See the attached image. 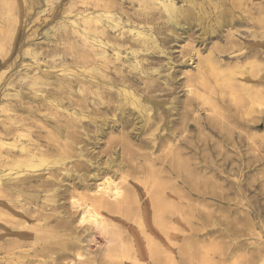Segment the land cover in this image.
Here are the masks:
<instances>
[{
  "label": "rangeland",
  "instance_id": "obj_1",
  "mask_svg": "<svg viewBox=\"0 0 264 264\" xmlns=\"http://www.w3.org/2000/svg\"><path fill=\"white\" fill-rule=\"evenodd\" d=\"M81 1L83 0H48V2L10 0L9 2L11 6L13 5V9L16 8L15 16L19 24L16 27V40L13 43H5L6 41L1 39L8 36V32L0 36V40L4 42H1L0 46L5 48L4 52L0 51V135L4 133L5 128L13 127L21 121L20 126L32 127L25 131L32 132L31 138L37 140L36 144L31 145L26 140L24 142L38 154L45 151L43 144L49 135V130L47 131L45 126L48 129L50 121L56 116H61V113L67 114L65 119L72 120L68 116L76 110L73 107L59 108L58 111L55 108L50 109L53 100H48L46 98L48 93L45 92L58 90L61 84L64 87V81L69 79H73L75 85L76 79H80L78 58L66 56V50L70 51L72 44L78 42L76 39L62 42L60 38L66 32L74 31L71 23L78 18L79 9L84 7ZM103 1L114 4L115 8L111 10L116 17L121 16L132 28H136L133 32L127 29L126 35L121 37L129 38L136 43L131 51L125 48L122 57H126L128 53L130 55L132 51L141 50L138 61L142 60V63L144 61V84L139 86L144 89L135 91L136 95L141 100L143 108L151 107L152 117L154 115L159 124V130L153 131L154 134H166L168 132H165V128L173 126V131L177 138H180L179 140L185 139L192 143L195 148L192 163H197L190 168L200 167L195 180L198 185L193 196L189 198H184L187 189L181 186L180 192L184 195L176 202L173 203L168 198L169 191L164 196V201L161 195L153 201V197L146 195L152 179L146 174L131 173L132 166L136 163L147 166L150 150L137 147L139 141L133 136L129 141L134 147L128 153L122 151L123 143H118L122 137L120 130L109 129L106 131L107 135L101 138L102 145L94 151L95 157L91 155L94 162L92 168L79 169L77 149L81 147L80 144L75 146L76 149L73 151L70 150L71 158L66 162L68 176H65L64 180L57 181L56 187H61L60 193L57 191L54 194L57 188L53 189L45 184V179L48 180V177L51 179L52 173L46 169L45 161L40 162L43 167L35 172V175H41L38 182L32 185L30 183L24 185V182L14 183L13 188L23 190L25 194L17 193L8 187L0 189L7 196L5 200L11 203V207H7L0 202V215L2 213L0 223L6 224L11 229L6 234V239L14 243L9 247L12 249L11 253L18 257L20 252L23 254L29 250L32 254V249H39L45 243L31 237L20 239L16 236L17 233L47 237L52 248L47 256L40 255L37 258H30L29 261L21 258L6 264H89L88 262L90 264H183L180 257L186 260L185 264H264V98L254 107L248 105L247 101L242 102L246 97L244 82L248 79H257L258 87L264 97V0H172L183 10V15L180 17L183 22L176 21L183 28L182 30L172 26L169 15L160 1L101 0V6L96 9L100 13L106 12ZM128 30L131 31L127 32ZM138 30L144 31V41L137 37ZM47 31H51V37L54 36L51 40L46 38ZM148 36L151 39H148ZM55 47V51H52ZM29 52L30 54L41 52L42 55L34 59L27 55ZM110 55L114 56L115 53L110 52ZM208 57L223 58L220 61L221 66H216L217 62L210 63ZM117 64L120 65V62ZM35 78L38 82L41 81L38 89L42 91L36 93L38 97L29 101L27 94L35 90L29 85ZM46 79L49 80V86H45V82H42ZM188 85L194 90L191 94ZM70 92L77 94L74 99L79 100L75 88ZM204 97L209 98L205 101ZM216 104L221 109L215 107ZM16 106L19 107L18 110ZM76 108L79 109V106ZM126 108L134 114L132 118L135 120V125L132 129L139 128L136 127L138 109H134L131 104L126 105ZM28 111L32 113L29 115ZM88 111L79 118L86 117V121L88 116L98 118L92 113V107H89ZM118 114L119 111L113 112L107 118ZM207 117H210V127L205 126L208 122ZM144 120L145 124L146 121L148 123L146 118ZM187 124L191 126L190 129L186 128ZM76 128L69 129L68 132L77 133L79 130L78 132L83 134L82 129ZM153 132L149 133L153 134ZM142 133L143 139L149 137L144 135L145 131ZM89 134L94 133L89 132ZM14 137L10 136L4 144L16 143ZM1 145L0 140V151L4 152L7 146ZM162 153L156 152V155ZM42 154L39 156L46 159ZM56 172L58 175L59 172ZM77 175L89 177L88 181L81 183ZM121 177H124L123 181ZM105 178L112 179L124 191L134 195L136 200L133 198L129 203L125 202L121 208L119 207L121 210L114 208L111 212L101 211L107 225L105 229L97 230L88 222H79L86 207L80 199L81 196L89 193L88 191H95V185H99L106 180ZM79 201L81 205L78 204ZM113 202L111 205L115 207ZM188 205L192 206L191 217L187 214ZM253 207H258L262 216L256 218L252 215ZM177 208L181 213L175 215L173 212ZM18 210L35 214L24 219L17 214ZM8 211L13 213L7 214ZM41 213H46L44 216L47 217H42ZM33 216L35 219L32 218ZM169 247L175 249L176 256H180L175 262L170 261L165 254ZM59 252L65 254L60 260L57 259ZM184 252H188L191 258Z\"/></svg>",
  "mask_w": 264,
  "mask_h": 264
},
{
  "label": "bare ground",
  "instance_id": "obj_2",
  "mask_svg": "<svg viewBox=\"0 0 264 264\" xmlns=\"http://www.w3.org/2000/svg\"><path fill=\"white\" fill-rule=\"evenodd\" d=\"M45 1L48 2V0H45ZM149 1H151V0H149ZM157 1H160L162 3V5H164V9L166 10L167 14L169 15V21L172 24V26L182 30L183 28L181 26H179V24H177V23L180 20V17H182V15H183V10H181L180 8H178L176 6V4L174 3L175 1H172V0H157ZM9 2H10V0H0V36H1V34H4V32H8V36L1 37V39H4V41H6L5 43H7V42L13 43L16 40V27L19 24V21L15 16V14H16L15 9L16 8L13 9L12 8L13 5L11 6ZM81 2H82L84 7L79 9V13L77 14L78 18L77 19L75 18V20L72 21V23L70 22L72 24L71 27L73 28L74 31L71 33L68 31L65 34H63L60 38L62 42H70L71 39H74V40L76 39V41L78 42L77 44H74V45L72 44V47L69 46L71 48H70V51L66 50V53H67L66 56H72L73 58H78L79 61H77V63H78V66L80 67L79 68L80 69V75H78V77L80 79H76L75 85L73 84V81H72L73 79L72 80L69 79L67 81H64V84H65L64 87L62 86V84L59 85L58 90H55V91H46L45 90L46 91L45 93H48L46 98L48 100H51V99L53 100V102H51L50 109L55 108L57 111L59 108H65V107H67V108L73 107L74 109H76L75 111L72 112V114L70 113L71 116H68L72 120L65 119L67 117L66 116L67 114L61 113V116H56L52 121H50L48 129L45 126L46 130L47 131L49 130L48 131L49 135L47 137V140L43 144V146L45 147V151L41 152V153L44 154V155L42 154L43 156H46V159L42 156H39L41 153L38 154V153L34 152V150L29 145V144H31V145L36 144V141H37V140H35V141L32 140V138H31L32 132L28 133V130L25 131L27 128H32V127L26 126V128H25V127H23V125L20 126L21 121H20V123L16 121L17 123L15 124V126L10 127V128H5L4 133L0 135L1 144L4 145V147L7 146V147H5L4 152H3V150L0 151V159H1L0 160V189H2V187H8V189H13L17 193L23 194L24 193L23 190H20L19 188L18 189L13 188L15 185L14 183L15 182H24V185H27L29 183H30V185H32L33 183L38 182V180H40V178H41V175H35L36 174L35 172H37L38 170H40V168L43 167V164L40 163L42 161H45V163H47L46 169H48L50 172L53 173V174L51 173V177H50L51 179H49V177H48V180L45 179L46 180L45 184L51 186L53 189L57 188L56 187L58 185L57 181L62 180L65 176L66 177L68 176V173L66 172V167L68 165L66 164V162L68 161L69 158H71L70 150L73 151L74 149H76L75 146H78L80 144L81 147H79L77 149V151L79 153L78 159L80 161L79 169L86 170L87 168H89V169L92 168L94 166V162L92 161L93 158L91 157V155L93 154V157H95L94 151L97 150L102 145V139L101 138L105 137L107 135L106 131L111 129L112 131L120 130L122 137H120V139L118 140V143L120 142V144L121 143L124 144V146H122L123 144H121V147H123L122 151L125 150L128 153V151H130L134 147V145H132L129 141V138H131L133 136L139 141V143L137 144L138 145L137 147L145 148V149L147 148L150 150V153H148L149 161L147 163V166H144L140 163H136L132 166V172H131L134 174H139V173L146 174V176L148 175L152 179L151 180L152 183H149V185L147 184L148 185V187H147L148 188L147 189L148 194H146L147 197L148 196L150 198L153 197V201H154V199L158 198L159 195H161V196H163L162 199L164 201V196H166V193L170 192V197H168V198L171 199L172 202L174 203L177 201V199L181 198L184 195V194H182V192H180V190L182 189L181 186H183V188L187 189V195H184V198H186V197L189 198L190 196H193V194L196 190V187L198 185V182L195 181L197 179V170H200V167H197V168L195 167L193 169L190 168V166L197 163V162L192 163L193 153L195 152V148L192 146V143L187 142L185 139L179 140L180 138H177L175 131H173L174 130L173 126H171L170 128L169 127L165 128V130H166L165 132H168L166 134H162V135L154 134L155 131L159 130V127H158L159 124L157 123V120L154 117V115L152 117L151 107L143 108V105L141 104V100L137 97L136 92H135V91H139V90L144 89V87L142 89L139 87L141 84H144L143 74L145 72L143 70L144 61H143V63H142V60L138 61V58H139L138 55L140 54L141 50L139 52L136 50L132 51L130 55L128 53V55H126V57H122L123 52L125 51L124 49L125 48H126V50L128 49L127 51H129L130 49L132 50V48L134 46H136V43L132 42V40L129 38L126 39V38H121V37L126 35L127 29H131L133 32V30H135L136 28L135 27L132 28V26H130L128 24V21L124 20L121 16L119 18L116 17V15L113 13V10H111L112 8H115V5L112 3H108V2L103 1L104 7L106 8V10H105L106 12L100 13L96 9H98L101 6V4H102L101 0H83ZM146 3L144 5H146ZM20 5L22 6V4H20ZM139 5L141 7L140 2H139ZM194 6H196V5H194ZM151 7H152V4H151ZM155 7L157 8V6H155ZM143 10L144 9L142 8V11ZM145 10L148 11L147 9H145ZM161 10H163V8ZM187 10H188V8H187ZM167 14H166V17H167ZM188 14H190V13H188ZM181 20H182V18H181ZM130 21L131 20H129V22ZM176 21H177V23H176ZM181 22H183V21H181ZM130 31L128 30L127 32H130ZM116 33H118L119 35L116 36L115 35ZM128 34H130V33H128ZM135 35L136 34H133V36H135ZM46 36H47L46 38L48 40H51V38L54 37V36L51 37V31H47ZM137 37L139 39H141V41L142 40L144 41V31L138 30ZM148 39H151V38H149V36H148ZM1 42H3V40H0V44H1ZM142 44L144 45V42ZM146 44H148V43H146ZM74 47L76 49H74ZM141 47H143V46H141ZM4 49L5 48H3V46L1 45L0 51L4 52ZM55 49H56V47L54 49H52V51H55ZM77 51H80V52H77ZM50 52H51V50H50ZM110 52L115 53V55L111 56ZM142 52H143V50H142ZM53 53H55V52H53ZM0 54H1V52H0ZM2 54H4V53H2ZM27 55L32 56L34 59H36L38 57H41L42 54H41V52H34L33 54H30V52H29V53H27ZM134 58L136 60H134ZM222 59L216 58V57H208L207 58V60L210 63L214 64L215 62H217V65L215 64L216 66H218V65L221 66L220 61H222ZM118 62H120V65L117 64ZM73 66H75V64H73ZM215 68H214V70H215ZM210 69H212V67ZM44 76H47V74H44ZM39 77L42 79L41 75H39ZM67 77H69V76H67ZM49 79H50V77H49ZM40 82H38L37 78H35L31 82V85H29L30 88H32V89L35 88L33 93L30 92L27 94L29 101L32 99H35V97H38L36 95V93L39 94L42 91L41 89H38ZM42 82H45L44 83L45 86L50 85L48 79H46V81L43 80ZM10 83H12V82H10ZM244 83H245L244 84V86H245L244 92L246 93V97L242 102L245 103V101H247L248 105L254 107V105L259 104L260 101L264 98L263 93L261 92V89H259V87H258L259 84H258L257 79H254V80L248 79ZM23 85H25V83ZM42 85H43V83H42ZM187 87L189 88L188 90L191 89L190 94L193 93L194 90L192 89L191 85H188ZM74 88L76 89V91L79 94V100L74 99L77 96V94H72L70 92ZM148 89L149 88H147V90ZM151 89H152V87L150 88V90ZM140 96H142V95H140ZM196 96H198V95H196ZM233 96H235V95H233ZM16 97L18 98L19 95H17ZM42 98H44V97H42ZM199 98L203 99V97H199ZM204 98H205L204 100L206 101V99L209 97H204ZM92 99H94V100L92 101ZM20 101H22V100H20ZM211 101L214 102L213 100H211ZM128 104H131L132 106H134L135 107L134 109H138V112H139V116L136 118L137 119L136 127H139V128H136L135 130L132 129L135 125V123H134L135 120H133V118H132L134 116V114H133V111L127 110L126 105H128ZM26 105H28V104L26 103ZM20 106L22 107V105H20ZM23 106H25V105H23ZM76 106H79V109L76 108ZM89 107H92V109H93L92 113L93 114L95 113V115L98 116V118L88 116V121H86V119H87L86 117L85 118L83 117V119L79 118V116L82 117V115H86L89 112L88 111ZM215 107H218L217 104ZM15 108L18 110L19 107L16 106ZM218 108L221 109V107H218ZM117 111H119L118 115H116L112 118H109V117L107 118V116L109 114H111L113 112H117ZM28 113L30 115V113H32V112L28 111ZM56 115H58V113ZM145 118L148 120V123L146 121V124H145V120H144ZM206 120L208 122L205 123V126L210 127L211 126L210 117H207ZM185 124L186 123H184V125ZM75 127L82 129L84 131L83 134H81L82 132L81 133L78 132L79 130L77 131V133H76V131H75V133L68 132L69 129H75ZM186 128L190 129L191 126L189 124H187ZM136 130L139 132H136ZM144 131H145L144 135L149 136L146 139H143V133L142 132H144ZM89 132H92L94 134L90 135ZM149 132H153V134L149 133ZM10 136H15L14 140L16 143L13 144V142H12V145L4 144L6 142V140L8 138H10ZM40 139H43V138H40ZM24 140L28 141L29 144L28 143L25 144L26 142H24ZM252 143H253V141H252ZM253 144H255V143H253ZM156 152H160V153L163 152V153L161 155H156ZM135 153L137 156L138 152L136 151ZM186 154L188 156H186ZM75 155L77 156V154H75ZM151 155H154V156H151ZM72 157H73V155H72ZM131 162L133 163V161H131ZM108 163H110V162H107V164ZM71 168H73V166ZM55 169H56V171L59 172L58 175H56L57 172L55 171ZM20 170L22 172H20ZM73 170H74V168H73ZM78 171L81 172L80 170H78ZM126 171L124 173H126ZM7 172H9V173H7ZM13 172H15L16 174H12ZM69 172H73V171H69ZM144 172H146V173H144ZM121 174H122V172H121ZM59 176H61L60 179H58ZM77 178L79 179V181L81 183H84L85 181H88L87 179L89 177H87L85 175H79V176L77 175ZM123 178L124 177H121L122 181H123ZM135 178H136V176H135ZM93 179H95V178H93ZM91 181H93V180H91ZM160 181H162V182H160ZM88 184H89V182H88ZM123 184H124V182H123ZM95 186H96L95 187L96 189H94L95 191L90 190V191H88L89 193L84 194V196H81V199L79 198L81 200V202L83 201L86 204V207L84 209V214H83V216H81L82 218L79 219L80 220L79 222H81V223H85V222L87 223L88 222L89 224H92L97 230L98 229H105L107 224H106L104 217H102L101 211L106 210V211L111 212L112 210H114V208H119V207L121 208L125 202L128 201V203H129L130 199L134 198L136 200V198L134 197V195L130 194L126 190L124 191V189H122L118 185H116V183H114V181L112 179L111 180L106 179V180L102 181L99 185L96 184ZM146 186H145V188H146ZM51 187H49V188H51ZM41 188L42 187H40V189ZM60 188L55 189V191L53 193L55 194V193H57V191L60 193V190H61ZM34 189H35V187H34ZM4 190H5V188H4ZM45 191H46V189H45ZM0 193H2V194H0V202H3L4 204H6L7 207H11V203L5 200L7 196L3 193V190H1ZM26 195L29 197L31 196L28 194H26ZM70 195H71V192H70ZM81 195H82V193H81ZM47 197L49 198L50 196H47ZM72 198H73V196H72ZM59 199H61V198H59ZM112 200L115 202V204ZM112 202L115 205V207H113L111 205ZM132 202H134V200ZM165 202H166V200H165ZM170 202L171 201H169V203ZM52 203L53 202H51V204ZM151 203H152V201H151ZM78 204H80V201ZM167 204H168V202H167ZM46 205L48 206V204H46ZM46 205H45V207H46ZM83 206H84V204H83ZM13 207H15V206H13ZM191 207H192L191 205H188L189 211L187 212V214L190 217L192 214ZM39 208H40V206H39ZM20 210H21V208H20ZM20 210H18L19 212L17 214L24 219L30 218V215L35 214V213L30 214V211H26L27 209L23 210V211H20ZM36 210H35V212H36ZM8 213L12 214L13 212L8 211L7 214ZM173 213H175V215H177V214H180L181 212L177 208V210ZM44 214H46V213H44ZM44 214L41 213V215H43L42 217H47L46 215L44 216ZM55 214H56V211H55ZM167 214H168V216L170 215L168 212H167ZM251 214L255 215L256 218H259V216L261 215L258 207H253ZM1 215H2V213H1ZM51 215H53V214H51ZM4 216L5 215H3V218H4ZM34 216L32 218H34ZM172 216H173V214H172ZM11 217H13V216H11ZM37 217L39 218V216H37ZM42 217L40 216V218H42ZM8 218H9V216H8ZM0 219H2V217ZM42 219H44V218H42ZM18 220L16 222H18ZM4 221H6V220H4ZM9 221H11V220H9ZM9 221H7V222H9ZM246 222H247V220H246ZM21 223H23V222H21ZM248 223H249V221H248ZM18 225H20V224H18ZM44 227H45V225H44ZM56 228L59 229V227H56ZM248 228H249V226H248ZM248 228H247V230H248ZM15 229H17V228H15ZM34 229H36V228H34ZM52 229L54 230V228H52ZM252 229H253V227H252ZM249 230H251V229H249ZM7 231L9 233L11 231V229L6 224L0 223V242L1 241L3 242L0 244V264H6L7 262H10V261L13 262L14 260H20L21 258H25L29 261L30 258H37L38 256L40 257V255L47 256V253H51V251H52L50 243L47 241V237L37 236L36 234L31 235L29 233H17L16 236L20 239H28L31 237V238H34L35 240H37L38 242L42 240V241H45V243H44V245L42 244L41 247H39V249L38 248L35 250L32 249V254L29 253L30 251L28 250V251H26L27 253L24 252L22 254V252H20L19 256L16 257L11 253L12 249L9 248L10 245L11 244L13 245L14 243H12L6 239ZM31 231H34V230H31ZM243 231H244V228H243ZM245 232H247V231H245ZM57 233H59V232H57ZM57 233H55V234H57ZM255 235H253V236H255ZM8 239H10V238H8ZM26 243H25V245H26ZM62 243H59V244H62ZM25 245H23V246H25ZM62 246L64 247V244ZM65 250H67V249H65ZM185 251H187V250L185 249ZM67 253L70 254L69 252H67ZM165 254L170 259V261H172V262H175V260H177V258L180 257V256L175 255V249L171 248V247H169V249L167 250V252H165ZM184 254H186L188 257L190 256L188 252H186V253L184 252ZM63 257H65V254L63 252L62 253L59 252L57 259L60 260ZM185 258H187V257H185ZM190 258H191V256H190ZM180 260L182 261L183 264L186 263V260L181 258V257H180ZM190 262H191V259L189 260V263ZM88 263L90 264V262H88ZM80 264H82V263H80ZM153 264H155V263H153Z\"/></svg>",
  "mask_w": 264,
  "mask_h": 264
}]
</instances>
